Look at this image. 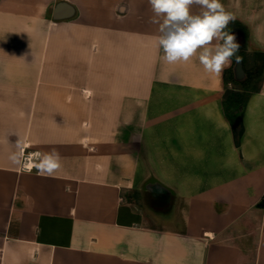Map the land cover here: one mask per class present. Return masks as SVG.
<instances>
[{
    "label": "crops",
    "instance_id": "obj_1",
    "mask_svg": "<svg viewBox=\"0 0 264 264\" xmlns=\"http://www.w3.org/2000/svg\"><path fill=\"white\" fill-rule=\"evenodd\" d=\"M221 3L259 65L264 0ZM152 16L148 0H0V264H264V78L238 145L225 71L162 61ZM18 141L62 170L23 171Z\"/></svg>",
    "mask_w": 264,
    "mask_h": 264
},
{
    "label": "clouds",
    "instance_id": "obj_2",
    "mask_svg": "<svg viewBox=\"0 0 264 264\" xmlns=\"http://www.w3.org/2000/svg\"><path fill=\"white\" fill-rule=\"evenodd\" d=\"M153 16L152 24L158 26L157 47L162 51V61L169 65L187 64L194 59L205 73L221 77L233 61L240 63L237 55L240 44L234 32L228 30L236 16L227 11L221 0H148ZM199 6V12L193 7ZM18 151L9 156L10 161L25 172L33 168L41 176H54L62 170V156L53 149L25 155L18 141Z\"/></svg>",
    "mask_w": 264,
    "mask_h": 264
},
{
    "label": "trees",
    "instance_id": "obj_3",
    "mask_svg": "<svg viewBox=\"0 0 264 264\" xmlns=\"http://www.w3.org/2000/svg\"><path fill=\"white\" fill-rule=\"evenodd\" d=\"M234 26V33L237 36L240 44L241 58L244 63L246 76L243 80H237L234 74V65L224 72L225 92L223 95L222 105L225 111L227 120L230 122L236 143L239 145L241 137L244 134V110L252 93L257 92L261 88L264 78V53L259 54L262 58V63L258 65L255 63L251 70L246 69V51H247V29L239 24L232 23ZM257 62V61H255ZM230 84H236L239 87H230ZM264 205V201L260 203Z\"/></svg>",
    "mask_w": 264,
    "mask_h": 264
},
{
    "label": "water",
    "instance_id": "obj_4",
    "mask_svg": "<svg viewBox=\"0 0 264 264\" xmlns=\"http://www.w3.org/2000/svg\"><path fill=\"white\" fill-rule=\"evenodd\" d=\"M237 55H239L241 57V50H239V53H237ZM234 74H235V78L237 80H243L246 76V71L244 68V63L243 60L240 63H236L234 65Z\"/></svg>",
    "mask_w": 264,
    "mask_h": 264
},
{
    "label": "rangeland",
    "instance_id": "obj_5",
    "mask_svg": "<svg viewBox=\"0 0 264 264\" xmlns=\"http://www.w3.org/2000/svg\"><path fill=\"white\" fill-rule=\"evenodd\" d=\"M229 26H231V25H229ZM248 59H249V60H247V61L245 62L246 69L251 70V69L253 68V57H252V56H249ZM258 61H259V65H260V64L262 63V58H261V57L258 58ZM229 86H230V87H239V86L236 85V84H230Z\"/></svg>",
    "mask_w": 264,
    "mask_h": 264
},
{
    "label": "flooded vegetation",
    "instance_id": "obj_6",
    "mask_svg": "<svg viewBox=\"0 0 264 264\" xmlns=\"http://www.w3.org/2000/svg\"><path fill=\"white\" fill-rule=\"evenodd\" d=\"M237 37V36H236ZM238 40V39H237Z\"/></svg>",
    "mask_w": 264,
    "mask_h": 264
}]
</instances>
